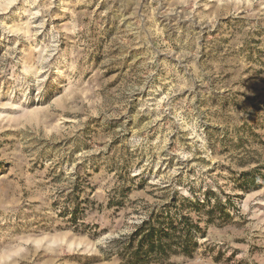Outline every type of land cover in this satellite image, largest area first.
Listing matches in <instances>:
<instances>
[{
    "label": "rangeland",
    "instance_id": "1",
    "mask_svg": "<svg viewBox=\"0 0 264 264\" xmlns=\"http://www.w3.org/2000/svg\"><path fill=\"white\" fill-rule=\"evenodd\" d=\"M182 218L147 264H264V0H0V264Z\"/></svg>",
    "mask_w": 264,
    "mask_h": 264
},
{
    "label": "trees",
    "instance_id": "2",
    "mask_svg": "<svg viewBox=\"0 0 264 264\" xmlns=\"http://www.w3.org/2000/svg\"><path fill=\"white\" fill-rule=\"evenodd\" d=\"M248 175L245 177V179H248ZM250 179L253 180V178ZM246 182H249V180H246ZM172 223V221L168 220L164 224L170 226V228H176ZM180 225L186 227L188 233L176 241L173 239L168 240L172 236L168 232L169 230L166 229L167 226H164L162 223H158V226L156 227V233L155 230L150 229L147 232H143L137 242L136 249L134 248L133 252L130 253V259L132 263L147 264L149 259L155 258L157 260L163 258V256L167 254V249L170 246V243L173 245L179 244L183 250L186 249V251L190 249V246L192 248L194 244L191 243V235L189 233L190 224L188 219L182 218ZM135 234L136 233L132 234V240L136 237Z\"/></svg>",
    "mask_w": 264,
    "mask_h": 264
}]
</instances>
